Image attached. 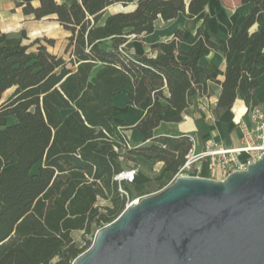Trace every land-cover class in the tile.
<instances>
[{
    "label": "trees",
    "instance_id": "1",
    "mask_svg": "<svg viewBox=\"0 0 264 264\" xmlns=\"http://www.w3.org/2000/svg\"><path fill=\"white\" fill-rule=\"evenodd\" d=\"M210 1L138 0L134 10L110 14L103 23L109 6H127L128 0H81L72 5L40 0L37 7L31 0L19 2L24 14L35 19L56 15L71 35L66 59L48 50L54 39L36 38L24 45L27 36L22 30L20 41L9 45L10 35L0 27V116L19 119L0 127V264H72L90 249L94 229L113 222L126 208L128 196L115 180L131 167L124 160L142 157L169 166L158 182L160 190L174 179L192 140L189 134L158 136L156 129L195 115L201 100L212 94L214 80L201 58L218 52L228 62L220 96L211 107L215 118L233 108L240 94L248 111L261 105L256 89L264 74V0H240L251 8L228 38L206 34V15L189 51L181 48L182 26L153 54H133L126 47L130 36L151 34L161 20L173 21L180 13L193 18ZM123 90L131 105L153 99L133 126L143 144L132 142L130 149L120 144L109 119L113 98ZM166 110L174 113L167 115ZM135 182L127 184L134 194L151 193L146 192L150 181ZM100 199L108 203L100 205ZM76 230L94 234L84 249L72 236Z\"/></svg>",
    "mask_w": 264,
    "mask_h": 264
},
{
    "label": "water",
    "instance_id": "2",
    "mask_svg": "<svg viewBox=\"0 0 264 264\" xmlns=\"http://www.w3.org/2000/svg\"><path fill=\"white\" fill-rule=\"evenodd\" d=\"M72 264H264V153L224 179L182 175L142 196Z\"/></svg>",
    "mask_w": 264,
    "mask_h": 264
},
{
    "label": "crops",
    "instance_id": "3",
    "mask_svg": "<svg viewBox=\"0 0 264 264\" xmlns=\"http://www.w3.org/2000/svg\"><path fill=\"white\" fill-rule=\"evenodd\" d=\"M21 1L0 0V27L3 33L10 35L6 43L9 45L17 44L20 41L19 32L25 30L27 38L22 40V44L29 45L36 38L46 37L54 39L55 44L47 45L48 50L52 54L69 59V53H66L65 50L71 32L63 27L57 20L56 15H50L42 19H35L33 15H25L22 6L18 5ZM56 1L67 3L68 5L81 2V0ZM137 2L138 0H128L127 6L122 3H115L109 6L101 22L103 23L110 14L134 10ZM31 3L37 7L40 5V0H31ZM250 8V4H243L240 0H211L206 10L193 18H188L185 14L180 13L173 21L166 23L161 20L157 29L151 34H141L138 37L130 36L126 42V47L133 54H153L161 41L172 39L176 29L182 26L185 28V33L181 48L184 51H189L191 48L190 42L193 40L197 28L204 21L206 15H208V30L206 34L208 35V32H211L228 38L231 35V28L234 27L235 31H237L241 22L248 15ZM108 45L109 43H106L103 47L107 48ZM235 60L236 57L232 63ZM200 64L206 67L213 80L219 83L210 82L212 94L201 100L199 111L195 115H187L181 122L162 123L156 129V134L158 136L194 135L199 140V150L203 149L209 141H215L223 147L239 146L242 142V128L237 122L250 123V117L247 113L248 107L245 104L243 95L240 94L233 108L225 111L220 118H215L211 112V107L217 103L220 96L221 83L225 80L228 62L223 54L212 52L208 56L201 58ZM261 65H264V55ZM260 83V86L256 89V95L261 101V106H264V74L260 77ZM113 102L114 112L109 117L112 124L131 127L128 133L132 142L143 144L141 133L139 130L133 129V126L143 117L147 108L153 103V99L151 97L146 98L140 106L131 105L129 104L127 91L123 90L113 98ZM67 113L66 111L64 114ZM173 113L174 111L172 110H166L167 115ZM10 116L15 119L16 123L18 122L19 119L16 115ZM138 178L139 172L136 182ZM127 184L125 183L126 186H128Z\"/></svg>",
    "mask_w": 264,
    "mask_h": 264
},
{
    "label": "built area",
    "instance_id": "4",
    "mask_svg": "<svg viewBox=\"0 0 264 264\" xmlns=\"http://www.w3.org/2000/svg\"><path fill=\"white\" fill-rule=\"evenodd\" d=\"M247 113L250 117L249 124L244 121L237 122L242 128V142L239 146L223 147L215 141H209L199 150L198 138L190 135L191 147L174 179L182 175L224 179L234 171L247 169L250 163L257 160L264 153V106H256ZM128 130V126H115L120 144L130 149L133 144ZM115 149L118 150V147L115 146ZM137 174L138 169L133 166L115 175V180L120 183V190L128 196L126 207L137 203L142 197L131 200L128 192L123 188L125 183H134Z\"/></svg>",
    "mask_w": 264,
    "mask_h": 264
},
{
    "label": "rangeland",
    "instance_id": "5",
    "mask_svg": "<svg viewBox=\"0 0 264 264\" xmlns=\"http://www.w3.org/2000/svg\"><path fill=\"white\" fill-rule=\"evenodd\" d=\"M160 25V24H159ZM15 90V88H11L6 91L3 95V99H7ZM15 119L11 116H0V127L5 128L15 124ZM124 163L127 166H134L138 169L139 178L137 180V184L145 183L150 181L152 183L151 187L147 189L146 192H154L160 189L158 182L163 179L164 173L169 170V166H165L163 162L158 161H147L142 157H137V161L124 160ZM123 188L128 192L129 197L132 199H137L140 197V194H134L132 188L123 184ZM107 200L100 199L98 204H106ZM97 232V229H94L93 233ZM93 233H84L83 231H73L72 236L79 248H85L88 244V241H93L94 234ZM88 249H86L87 251Z\"/></svg>",
    "mask_w": 264,
    "mask_h": 264
}]
</instances>
